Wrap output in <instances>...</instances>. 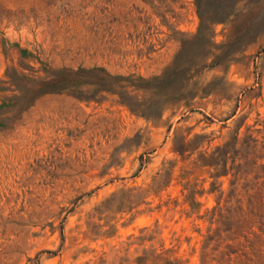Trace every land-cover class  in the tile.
Wrapping results in <instances>:
<instances>
[{"label":"rangeland","instance_id":"374dc122","mask_svg":"<svg viewBox=\"0 0 264 264\" xmlns=\"http://www.w3.org/2000/svg\"><path fill=\"white\" fill-rule=\"evenodd\" d=\"M81 67L0 110V264H264V0H0V104Z\"/></svg>","mask_w":264,"mask_h":264},{"label":"trees","instance_id":"16d2710c","mask_svg":"<svg viewBox=\"0 0 264 264\" xmlns=\"http://www.w3.org/2000/svg\"><path fill=\"white\" fill-rule=\"evenodd\" d=\"M96 69H100L101 71L104 72L103 68L100 67H93V68H79V69H71V68H51L50 69V73L47 77L42 78V79H35L34 77L25 74V73H18L17 75L23 77L25 79L24 82H22L23 84H17L15 83L13 80L12 83L16 84V88L21 92V93H25L27 91H29L32 87L34 88L33 94L30 98L28 99H24L23 102H21L22 104L20 105V108H11V107H7V104L5 103L6 101H4L3 103L0 104V110H4L7 109L8 111H14L13 115L18 116L20 111L22 110V108L26 107L28 104H30L34 98H36L38 95L45 93V92H49V91H61L63 89L66 88V86L68 85V74H78L80 72H87V71H94ZM16 73L13 71L12 74H10V76L13 78ZM75 81V79L73 80ZM33 83H37L36 87L33 86ZM15 98V100H18L20 98L19 94L14 95L13 97H10L9 99H13ZM25 105V106H24ZM23 106V107H22ZM238 135L237 137H235L236 142L238 141ZM221 148L218 147L217 150H220ZM216 150V151H217ZM217 163V162H216ZM246 216H244L242 218V223H246L245 226L242 229H245V227L248 228H252L254 225L255 220H253L252 217H256L258 219V221L260 222V228L264 230V212L262 210L259 209V206L254 207L253 209H250L249 211H247L245 213ZM242 224V225H243ZM256 236H261L260 234H256ZM228 246H230L231 244H227ZM243 248V247H242ZM235 251V250H234ZM228 253V252H227ZM229 254V253H228ZM252 258V257H249ZM180 260L178 259L176 262L172 263V264H179ZM210 261L207 258V252L203 253V263L202 264H208ZM211 264V263H209ZM229 264H231L229 262Z\"/></svg>","mask_w":264,"mask_h":264}]
</instances>
